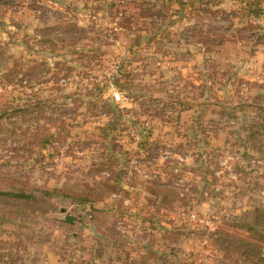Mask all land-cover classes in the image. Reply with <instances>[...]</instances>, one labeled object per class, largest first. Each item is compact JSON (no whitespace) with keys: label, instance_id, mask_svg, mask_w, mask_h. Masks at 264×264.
<instances>
[{"label":"rangeland","instance_id":"rangeland-1","mask_svg":"<svg viewBox=\"0 0 264 264\" xmlns=\"http://www.w3.org/2000/svg\"><path fill=\"white\" fill-rule=\"evenodd\" d=\"M206 2L0 0V264H263L264 0Z\"/></svg>","mask_w":264,"mask_h":264},{"label":"trees","instance_id":"trees-1","mask_svg":"<svg viewBox=\"0 0 264 264\" xmlns=\"http://www.w3.org/2000/svg\"><path fill=\"white\" fill-rule=\"evenodd\" d=\"M195 1L198 2V1H201V0H195ZM201 2H206V1H201ZM206 3L208 4V2H206ZM251 24H253V23L251 22ZM248 28H249V30H252V31H257V30L260 29L259 26H252V25H250ZM254 36H256L258 38V40L264 39V30H263V34L262 35H258L256 32H254ZM255 235H257V232H255ZM260 262H262L264 264V258H260Z\"/></svg>","mask_w":264,"mask_h":264},{"label":"crops","instance_id":"crops-1","mask_svg":"<svg viewBox=\"0 0 264 264\" xmlns=\"http://www.w3.org/2000/svg\"><path fill=\"white\" fill-rule=\"evenodd\" d=\"M201 1H211V0H201ZM215 1H220V0H215ZM221 1H224V0H221Z\"/></svg>","mask_w":264,"mask_h":264},{"label":"water","instance_id":"water-1","mask_svg":"<svg viewBox=\"0 0 264 264\" xmlns=\"http://www.w3.org/2000/svg\"><path fill=\"white\" fill-rule=\"evenodd\" d=\"M66 221L69 222V219L67 218Z\"/></svg>","mask_w":264,"mask_h":264}]
</instances>
